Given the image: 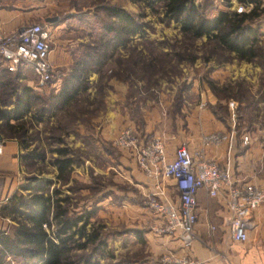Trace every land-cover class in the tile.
I'll use <instances>...</instances> for the list:
<instances>
[{
  "label": "rangeland",
  "instance_id": "374dc122",
  "mask_svg": "<svg viewBox=\"0 0 264 264\" xmlns=\"http://www.w3.org/2000/svg\"><path fill=\"white\" fill-rule=\"evenodd\" d=\"M258 1L259 14L247 25L257 30L259 56L248 63L223 50L212 39L184 36L177 23L165 19L160 5L151 6L147 0H59L60 17L74 15L67 25H77L78 20L86 22L87 34L83 31L81 34L93 39L87 44L96 43L103 35L102 23L109 21L105 12L109 5L119 6L132 14L143 24V33L115 52L110 62H106L104 72L103 68L99 69L96 82L87 77L85 86H81L70 104L50 110L40 121L34 117L27 120L26 138L22 142L26 148H21L19 142L18 167L0 159V196L4 188L25 183L27 176L40 169V179L52 180L51 187L56 185L61 196L70 197L66 204L70 211L93 212L91 222L105 242V247L99 250L93 251L91 247L75 250L72 264H151L152 261L153 264H165L166 251L154 254L147 249L149 244L138 238V234L143 237L150 232L156 234L153 225L157 220L150 207L156 190L139 192L129 172V162L133 158L114 144L118 132L109 137L103 134L108 92H116L115 84L125 83L127 90L123 102L127 107L135 104L137 108L146 105L149 109L151 105L145 100L157 102L163 96L171 102L163 109L159 105L166 114L173 113L185 102L193 110L214 112L225 124L228 119L232 122L229 102L239 98L246 104L249 100L254 101V95L247 93L249 83L254 84L251 78L257 85L264 84V0ZM197 2L203 3L206 16H213L219 10L236 11L243 7L244 11L250 7L238 0ZM86 48L81 46L80 53L83 54ZM22 76L20 83L31 87L43 99L57 93L68 74L61 77L59 90H56L58 86L51 87L54 78L47 86H38L36 76L28 67L22 69ZM259 92L257 99L263 106L256 112L257 122L264 126V89ZM41 103L39 101V105ZM132 115L136 119L132 124L140 127L142 120L136 113ZM234 117L235 128L251 125L242 121L237 113ZM3 136L10 139L14 134L5 130ZM60 146L67 147L73 154L75 171L57 182L56 168L50 163L56 156L53 149ZM35 148L44 151V162H21V153ZM4 264H14V261L8 258Z\"/></svg>",
  "mask_w": 264,
  "mask_h": 264
},
{
  "label": "crops",
  "instance_id": "0c3cea01",
  "mask_svg": "<svg viewBox=\"0 0 264 264\" xmlns=\"http://www.w3.org/2000/svg\"><path fill=\"white\" fill-rule=\"evenodd\" d=\"M59 9H61L59 0H0V28L2 31L11 32L23 25L37 23V21L51 29L48 58L54 67L52 76L54 80L51 87L58 86L56 90H59L61 77L69 75L74 64L82 58L80 47L93 40L87 35L81 34L82 31L87 34L88 29L85 21L80 23L81 21L78 20L77 25L70 24L69 26L67 24H69L70 19L73 20L74 15L61 18L58 13ZM53 17H58V20L51 21L50 19ZM105 66L106 63L102 67L103 72ZM99 73L100 70L90 71L86 75V79L88 77L91 82H96ZM250 81L254 84L249 83L247 93L254 95V101L249 100L246 104L245 100L239 98L233 102L234 112L243 119L242 121H248L251 125L246 128H235L238 140L230 151L226 144H221L218 147L205 149L204 158L214 160L219 166H227L238 183L249 182L264 189V126L257 122L259 120L256 115V112L263 106V102L257 99V95L260 93L259 90L264 89V84L257 85L252 78ZM111 83L112 81L109 80V84ZM114 87L116 92L109 91L106 99L105 123H103L105 124L104 136H113L124 126L134 125L132 124L136 120L132 115L134 112L142 120L140 127L134 125L139 137L142 139L151 136L160 137L165 143L169 159L173 158L174 150L179 145L185 144L194 153L202 148V136L204 134L214 130L224 132L232 127V122L229 119L225 124L216 118L214 112L197 108L193 110L187 107L185 102L180 104L177 110H173V113L166 114L162 112V109L171 102L166 101L163 96L158 101L156 100L157 102L145 100L146 104L150 103L151 105L149 109L145 107L146 105H140L137 108L133 104L127 107L123 102L127 85L119 83L118 85L115 84ZM159 105L162 107L161 110ZM245 133L250 136V143L242 146L240 136ZM20 152V144L15 138L6 139L0 136L1 162L8 161L12 166L15 164V168H17ZM71 156L73 157V154ZM129 164L131 178H134V185L140 190L139 192L153 190L155 192L156 180L139 172L140 169L137 168L138 166L133 159ZM74 169L73 163L71 174L74 173ZM56 175L57 170L55 171V180ZM21 185L17 183L11 185L10 188H4V192L0 196V231L6 234L14 232L16 223L1 215V206L7 202L13 193L21 192L19 189ZM161 185L163 194L159 195L160 199L174 200L176 196L174 197L175 189L172 182L163 180ZM196 213L195 232L199 240L190 248H183L176 235L162 237L150 232L144 234V237L138 234V238L141 241L145 240L149 244L147 249L154 254H161L166 251L175 259L192 260L195 264H264V203L254 211L252 215L253 225L248 230V239L244 243L233 242L229 238L226 224L228 214L220 198L209 197L204 190H199L197 192ZM153 218L156 219L155 216ZM209 225H214L216 229L211 231Z\"/></svg>",
  "mask_w": 264,
  "mask_h": 264
},
{
  "label": "trees",
  "instance_id": "16d2710c",
  "mask_svg": "<svg viewBox=\"0 0 264 264\" xmlns=\"http://www.w3.org/2000/svg\"><path fill=\"white\" fill-rule=\"evenodd\" d=\"M147 1L151 6L160 5L165 19L177 23L180 32L190 39H212L220 48L245 62L259 56L257 30L247 25L259 14L258 0H238L251 5L248 11L219 10L213 16H206L203 3L197 0ZM105 12L109 21L102 23L103 35L96 43L84 45L87 48L82 58L74 64L60 90L50 97L42 99L31 87L21 84V68L11 72L0 65V136L7 130L14 134L11 138L22 144L27 120L34 117L40 121L50 110L70 104L81 86H85L90 71L102 68L118 49L125 48L134 36L143 33V24L125 9L109 5ZM53 151L56 156L50 164L56 168V180L60 182L71 173L74 158L64 146L55 147ZM20 156L21 162L33 164L45 159L44 151L36 148ZM37 170L27 176L19 188L21 192L13 193L1 206V215L14 221L16 227L12 234L0 231V264L8 258L14 264H72L75 250L91 247L94 251L105 247L98 228L91 222L93 212L70 211L66 205L70 197L61 196L56 185L51 187L54 182L40 179L41 172Z\"/></svg>",
  "mask_w": 264,
  "mask_h": 264
},
{
  "label": "built area",
  "instance_id": "2783aa9c",
  "mask_svg": "<svg viewBox=\"0 0 264 264\" xmlns=\"http://www.w3.org/2000/svg\"><path fill=\"white\" fill-rule=\"evenodd\" d=\"M248 7L244 11H248ZM243 7L236 9L243 11ZM51 29L42 23H30L4 32L0 28V65L8 71L30 68L37 79V85L45 87L52 80L54 67L49 61ZM232 127L228 131L214 130L202 136V148L192 153L185 144L174 150L168 158L164 141L157 136L147 139L139 137L137 129L129 124L119 130L114 144L131 155L141 172L156 180L150 207L157 222L153 231L158 235H176L183 248H190L199 238L195 232L197 223V192L204 190L209 197L220 198L227 210L226 224L229 238L244 243L252 227L254 211L264 203V189L253 183H238L230 169L219 166L214 160L204 158V150L226 144L228 150L237 143L235 130L234 102H229ZM240 143H250L248 134H241ZM171 181L175 189L174 200H161L162 181ZM214 231L216 227L209 225ZM165 264H195L192 260L175 259L166 253Z\"/></svg>",
  "mask_w": 264,
  "mask_h": 264
},
{
  "label": "water",
  "instance_id": "95a60500",
  "mask_svg": "<svg viewBox=\"0 0 264 264\" xmlns=\"http://www.w3.org/2000/svg\"><path fill=\"white\" fill-rule=\"evenodd\" d=\"M51 21H57L58 17H53L52 19H50Z\"/></svg>",
  "mask_w": 264,
  "mask_h": 264
}]
</instances>
